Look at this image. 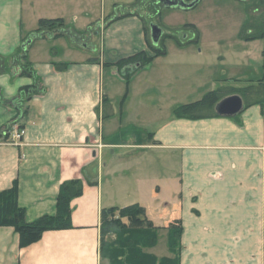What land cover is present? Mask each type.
<instances>
[{
  "label": "crops",
  "instance_id": "crops-1",
  "mask_svg": "<svg viewBox=\"0 0 264 264\" xmlns=\"http://www.w3.org/2000/svg\"><path fill=\"white\" fill-rule=\"evenodd\" d=\"M123 1L129 11L112 16V0H0V56L7 64L0 72V133L23 131L20 145L0 142V191L16 180L18 204L31 222L55 213L62 182L83 183L81 196L70 202L72 229L46 231L20 248L14 229L0 226V264H107L99 253L100 211L133 204L144 208L158 235L181 222L180 264H264L262 108L254 105L234 117L148 119L161 108L163 87L186 88L185 66L203 62L191 59L189 45L177 47L175 56L164 58L182 66V75H167L166 83V76H156L137 91L135 77L153 63L115 65L149 54L145 18L134 0ZM41 19H61L84 42L36 37ZM28 38L33 78L9 64ZM261 60L259 54L256 67ZM60 63L65 69L55 70ZM126 74L132 75L127 92ZM34 81L39 92L20 108L14 105L20 88ZM103 99L110 104L105 118ZM153 250L158 258L169 255L159 243Z\"/></svg>",
  "mask_w": 264,
  "mask_h": 264
},
{
  "label": "trees",
  "instance_id": "trees-1",
  "mask_svg": "<svg viewBox=\"0 0 264 264\" xmlns=\"http://www.w3.org/2000/svg\"><path fill=\"white\" fill-rule=\"evenodd\" d=\"M247 4V19L245 20L240 32V39L244 41H252L256 39L264 40V16L254 14L258 9V4H264V0H256V4L252 0H243ZM160 6L153 7L150 10L154 20L163 31L158 45L154 46L150 40L149 23L146 24L144 19V32L149 54L142 51L131 57L118 61L115 65L121 68L126 63L138 62L139 68H143L157 56L166 53L164 41L167 38L173 39L179 46L187 45L190 41L197 42L198 32L194 25L185 24L177 30H169L164 28L158 21L157 15ZM126 15V14H122ZM182 32V40L176 36L177 31ZM190 30L193 38L183 40V35ZM36 37H65L69 41L79 40L83 37L82 33L77 32L73 28L67 27L61 19H41L38 21L35 32ZM28 43L23 41L21 47L15 55V63L18 64L19 74L34 77V72L30 64L26 61ZM262 77L257 82L250 83L241 88L221 87L213 89L205 93L199 100L186 103L177 107L174 111V118L178 119H207L218 117L214 111L215 104L222 98L236 94L241 97L244 109L259 105L264 115V50L262 51ZM20 60V62H19ZM5 60L0 56V72L6 68ZM66 64H54L57 71L65 69ZM131 74L123 76L126 87L129 84ZM39 92L36 81L31 85L20 88L19 94L12 102L14 105L21 103L31 97L34 93ZM127 92V90H126ZM126 94V93H125ZM125 95L123 96V98ZM10 100V101H11ZM0 101H5L0 96ZM109 102L103 99L101 110L103 117H108L109 113L106 108ZM5 134L8 129L3 130ZM6 139L7 136H2ZM83 183L80 179H71L60 184L58 193L55 197V213L53 215H43L34 221L26 220L24 208L18 204V184L15 180L9 189L0 191V226L12 227L18 235V245L20 248L26 247L40 240L42 234L46 231H59L72 229L70 202L81 196ZM158 228L153 226L146 217L145 210L138 204H133L124 208L110 207L100 211V247L99 253L102 259H107L109 264H180V237L182 234V226L179 221L172 224L168 229L167 247L168 251L174 255L172 258L158 259L152 254L144 251L146 248H152L157 242ZM114 234L116 239L108 242L106 236Z\"/></svg>",
  "mask_w": 264,
  "mask_h": 264
},
{
  "label": "rangeland",
  "instance_id": "rangeland-1",
  "mask_svg": "<svg viewBox=\"0 0 264 264\" xmlns=\"http://www.w3.org/2000/svg\"><path fill=\"white\" fill-rule=\"evenodd\" d=\"M112 1L114 3L112 16L129 11V6H126L123 0ZM134 1V5L137 4V6L134 7V10L138 11V13L145 18L147 21L146 24L149 22H155L154 20L150 21L153 17L150 10H152L151 8L154 7L155 2L157 3L158 0ZM252 2L256 4V0H252ZM258 6L259 7L254 14H262L264 16V4H258ZM155 7H157V5ZM159 8L160 10L158 11V14L161 13V15H157V19L166 29L177 30V28H181L185 24L195 25V29L198 32V40L197 42L190 41L187 46L189 45L193 51L191 59L196 60V62L201 61L203 64L198 66L190 60L188 65L185 66L189 69V82L186 83V88H188V90L185 87L182 89V83H180L179 86H173V88L167 89L166 86L163 87L161 108L158 109V112L156 113L152 112L146 114L148 119H154V123H164L172 119L174 117L173 113L178 106L186 104L188 100L198 99L201 97L200 95L208 90L215 89L217 85L232 83L233 85L243 86L248 83V79H255L257 82L256 79L263 74L261 66L262 60L261 64L258 63L261 67H256L255 62L258 55L262 54V51L264 50V40L256 39L252 41H244L240 39V32L248 15L247 4L244 3L243 0H199L194 8L186 11L175 9L161 10V6ZM161 17H164L165 20L173 26L166 27V25L160 21ZM185 31L186 37L183 38V40L189 39L187 34H190V36L192 35L193 37V33L190 30ZM182 32L178 30L175 33L179 40H182ZM65 40L70 45L77 44V41L75 40L74 42L69 41L67 38H65ZM83 42V40H80L77 45L80 46ZM164 46L166 53L155 57L150 62L153 63L152 66L148 69L142 70L135 77V87L138 88L136 89L137 91H140V88L148 87L150 82L156 76H166L162 80L163 83H166L165 79L167 78V75L170 76V74L176 73L180 76L182 75V66H174V64L169 66L168 59L164 58L166 56H168L167 58L175 56V50L180 46L170 38L165 39ZM56 49H58V47H56ZM16 58L18 59V57ZM156 58L157 61H154ZM12 62L18 67V64L15 63L14 60H10L9 64L12 65ZM127 89L128 86L126 87V90ZM8 133L9 131H7L6 135H8ZM176 222L177 221H173L168 224L166 235L161 236L157 233L156 245L152 248H146L148 251H146V249H144V251L155 255L153 249L157 247L158 243L161 247H165V249L168 250V229ZM115 239L116 236L114 234L106 236L108 242L114 241ZM167 252L170 255H168V257H155L158 259L174 257L172 253L169 251ZM103 260L105 263L109 264L107 259L104 258Z\"/></svg>",
  "mask_w": 264,
  "mask_h": 264
},
{
  "label": "water",
  "instance_id": "water-1",
  "mask_svg": "<svg viewBox=\"0 0 264 264\" xmlns=\"http://www.w3.org/2000/svg\"><path fill=\"white\" fill-rule=\"evenodd\" d=\"M199 0L184 1V0H158V4L165 8L190 10L194 8ZM163 34L162 29L154 22L149 23L150 40L154 46L158 45ZM139 65H137L138 67ZM244 109L243 101L240 96L233 94L219 100L214 111L221 117H234L241 113Z\"/></svg>",
  "mask_w": 264,
  "mask_h": 264
},
{
  "label": "built area",
  "instance_id": "built-area-1",
  "mask_svg": "<svg viewBox=\"0 0 264 264\" xmlns=\"http://www.w3.org/2000/svg\"><path fill=\"white\" fill-rule=\"evenodd\" d=\"M23 131L22 129H15L13 132L9 133L8 135L5 134V132L2 133V136H7L6 139L3 138V142L10 143L13 145H20L21 144V137H22Z\"/></svg>",
  "mask_w": 264,
  "mask_h": 264
},
{
  "label": "flooded vegetation",
  "instance_id": "flooded-vegetation-1",
  "mask_svg": "<svg viewBox=\"0 0 264 264\" xmlns=\"http://www.w3.org/2000/svg\"><path fill=\"white\" fill-rule=\"evenodd\" d=\"M156 5H157V6H160V4H158V3H156V2H155V5H154V7H155Z\"/></svg>",
  "mask_w": 264,
  "mask_h": 264
}]
</instances>
